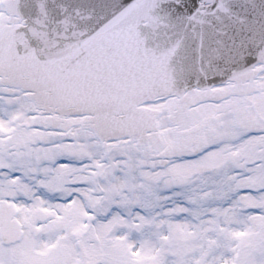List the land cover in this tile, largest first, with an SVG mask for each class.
<instances>
[{
	"label": "snow or ice",
	"instance_id": "snow-or-ice-1",
	"mask_svg": "<svg viewBox=\"0 0 264 264\" xmlns=\"http://www.w3.org/2000/svg\"><path fill=\"white\" fill-rule=\"evenodd\" d=\"M0 264H264V0H0Z\"/></svg>",
	"mask_w": 264,
	"mask_h": 264
}]
</instances>
